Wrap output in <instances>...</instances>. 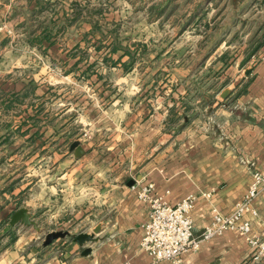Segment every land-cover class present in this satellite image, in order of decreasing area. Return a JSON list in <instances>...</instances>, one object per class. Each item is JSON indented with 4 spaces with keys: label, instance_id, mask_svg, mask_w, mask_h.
I'll return each mask as SVG.
<instances>
[{
    "label": "crops",
    "instance_id": "1",
    "mask_svg": "<svg viewBox=\"0 0 264 264\" xmlns=\"http://www.w3.org/2000/svg\"><path fill=\"white\" fill-rule=\"evenodd\" d=\"M53 1L0 0V31L4 22L13 29L25 28L46 5L53 11ZM249 2L255 5L249 17L237 18L213 38L212 62L218 63L213 69L219 86L200 87L195 101H185L187 89L172 88L163 92L161 101L148 97L129 108L114 103L109 108L95 104L92 113L84 110L78 126L80 133L83 128L90 131L78 139L62 136L68 149L57 154L51 167L53 180L47 179V184L42 176L29 186L32 181L22 153V142L27 143L29 135L21 123L7 121L6 128L14 126L18 138L10 140L0 130V264H170L153 261L139 245L149 204L136 193L147 183L153 184V196H162L169 204L189 193L196 195L191 210L194 234L210 221L213 207L223 214L232 211L252 171L264 173V0ZM243 25L245 38L239 50H228L236 41V29ZM254 28L260 33L251 32ZM224 89L228 94L223 98ZM176 110L175 118H180L173 126L171 114ZM75 140L84 151L79 157L69 149ZM35 142L38 148L41 141ZM50 153L54 156L53 150ZM205 192L210 196L202 195ZM64 200H71V206L65 207ZM254 205L258 214L251 219V231L264 240V190ZM19 207H25L39 227L34 229L42 233L39 243L23 240L28 226L9 224L11 213ZM66 208L71 216L65 215ZM40 217L63 226L42 230ZM96 225L100 229L95 241L79 245L73 240L79 232L91 233ZM51 230L69 234L44 246L43 237ZM12 232H16L14 242ZM86 247L90 252L83 255ZM254 254L241 235L226 231L203 241L195 252L183 254V261L248 264Z\"/></svg>",
    "mask_w": 264,
    "mask_h": 264
},
{
    "label": "rangeland",
    "instance_id": "2",
    "mask_svg": "<svg viewBox=\"0 0 264 264\" xmlns=\"http://www.w3.org/2000/svg\"><path fill=\"white\" fill-rule=\"evenodd\" d=\"M53 5V11L46 5L25 28L13 29L4 22L0 31L5 37L0 45V130L10 140L18 138L14 126L6 128L9 121L21 123L28 133L22 153L32 181L29 186L42 176L45 184L53 180L51 167L57 154L68 149L62 136H86L90 130L80 133L79 119L86 109L92 113L95 104L129 108L148 97L161 101L163 92L172 88L187 89L189 102L195 101L200 87L219 86L214 70L218 63L212 62L213 38L255 8L249 0H54ZM254 29L251 32L260 33ZM234 34L236 41L227 49L236 51L245 38L244 25ZM41 127L43 132L38 133ZM36 139L41 141L38 148ZM76 196L82 203L83 197ZM66 201L65 207L71 206V200ZM43 217L42 230L63 226ZM25 232L23 240L42 239L32 226ZM15 238L12 232L10 240ZM248 264H264V251L254 254Z\"/></svg>",
    "mask_w": 264,
    "mask_h": 264
},
{
    "label": "built area",
    "instance_id": "3",
    "mask_svg": "<svg viewBox=\"0 0 264 264\" xmlns=\"http://www.w3.org/2000/svg\"><path fill=\"white\" fill-rule=\"evenodd\" d=\"M152 190L153 184L147 183L139 187L136 195L149 204L139 245L153 261L185 264L183 254L195 252L203 241L226 231H235L241 235L255 254L264 251V241L251 231V219L258 214L254 200L264 190L263 172L257 169L252 171L249 185L232 211L223 214L213 207L210 221L197 234H194L191 216L195 194L189 193L177 203L169 204L162 196H153ZM202 195L210 196V193Z\"/></svg>",
    "mask_w": 264,
    "mask_h": 264
},
{
    "label": "water",
    "instance_id": "4",
    "mask_svg": "<svg viewBox=\"0 0 264 264\" xmlns=\"http://www.w3.org/2000/svg\"><path fill=\"white\" fill-rule=\"evenodd\" d=\"M228 94V90L224 89L221 92V96L224 98ZM69 149L73 151V154L75 157H79L83 154V149L79 142L77 140L72 141L69 145ZM16 223H21L26 226H32L34 229L39 230V227L37 226L36 222L31 218L30 213L25 207H19L17 208L14 212L11 213L10 219H9V224L10 225H15ZM100 229L99 225H96L91 233H86V232H79L77 233L74 237L73 240L77 242L79 245H83L87 241H95L94 234L97 233ZM69 232L67 230H51L45 233L43 237V245H49L52 243V241L58 239V238H63L67 236ZM90 252V248L86 247L82 250L83 255H87Z\"/></svg>",
    "mask_w": 264,
    "mask_h": 264
},
{
    "label": "trees",
    "instance_id": "5",
    "mask_svg": "<svg viewBox=\"0 0 264 264\" xmlns=\"http://www.w3.org/2000/svg\"><path fill=\"white\" fill-rule=\"evenodd\" d=\"M257 46H258V44H255L254 46H253V49L252 50H254L255 48H257ZM116 50V47H113L112 48V51L114 52ZM11 239H13V237H11Z\"/></svg>",
    "mask_w": 264,
    "mask_h": 264
}]
</instances>
